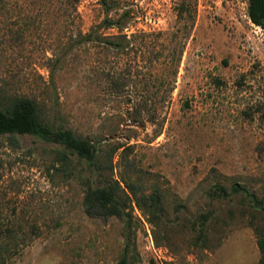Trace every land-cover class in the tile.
<instances>
[{"label":"rangeland","instance_id":"374dc122","mask_svg":"<svg viewBox=\"0 0 264 264\" xmlns=\"http://www.w3.org/2000/svg\"><path fill=\"white\" fill-rule=\"evenodd\" d=\"M116 1L134 14L126 52L75 42L102 17L98 0H0V94L34 97L54 124L97 139L105 175L159 193L157 216L131 203L133 264H257L264 208L208 191H264V30L246 0H185L193 23L176 66L166 46L181 0ZM56 150L0 134V227L20 235L7 264H114L122 221L84 212L80 161Z\"/></svg>","mask_w":264,"mask_h":264},{"label":"trees","instance_id":"16d2710c","mask_svg":"<svg viewBox=\"0 0 264 264\" xmlns=\"http://www.w3.org/2000/svg\"><path fill=\"white\" fill-rule=\"evenodd\" d=\"M103 15L85 31L74 38L80 45L94 44L103 49H116L126 52L131 46L129 38L121 33L129 21L134 17L129 8L121 6L116 0H98ZM177 17L182 20L181 31L178 29L168 34L166 52L173 55L174 63L178 64L184 46V40L189 35L193 23V8L181 0L177 6ZM246 15L248 19L262 30H264V0H246ZM115 28L116 32H105V29ZM177 35L179 38L177 39ZM55 58L51 61L53 65ZM176 68L173 69V79ZM108 75V74H107ZM172 86L170 87L171 90ZM31 134L46 142L57 146L58 158L66 163L73 156L80 161V171L83 184L82 203L84 212L89 216H115L122 221L123 244L119 256L114 264H133L138 261V254L134 249L131 238L132 204L139 208L144 214L157 216L162 210L160 195L157 191L137 193L134 182L121 176L114 178L104 174L103 164H99L98 154L100 147L96 144L97 139L89 138L80 133H74L70 128L60 124H54L51 117L42 108L40 103L31 96L24 94H0V134ZM159 132H155L158 134ZM122 144H114L108 153V165L111 169V154L121 147ZM208 193L214 197L239 194L243 200L255 208H264V191L256 195L246 186L232 182L228 189L218 182H214ZM208 218L206 212L198 216L199 231ZM256 243L259 250L257 264H264V233L255 228ZM199 235V234H198ZM20 235L13 226L0 227V264H7L10 257L15 253L18 245L17 238Z\"/></svg>","mask_w":264,"mask_h":264}]
</instances>
